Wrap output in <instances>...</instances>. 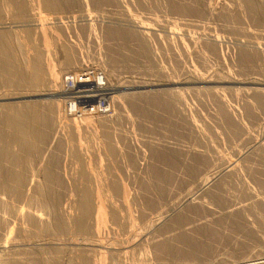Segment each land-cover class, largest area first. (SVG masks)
<instances>
[{
    "label": "rangeland",
    "instance_id": "rangeland-1",
    "mask_svg": "<svg viewBox=\"0 0 264 264\" xmlns=\"http://www.w3.org/2000/svg\"><path fill=\"white\" fill-rule=\"evenodd\" d=\"M53 1L47 9L25 0L22 22L3 9L0 16L15 52L49 48L73 58L55 66V85L46 76V85L20 93L0 83V103H39L49 121L36 124L48 137L34 141L35 156L22 153L26 165L0 157L1 185L9 171L27 175L22 200L0 185V264H77L80 251L85 264L264 260V0ZM84 66L105 77V112L78 116L65 106L62 80ZM83 118L85 147L66 128ZM94 125L106 142L96 145ZM42 164L53 176L46 197L35 189ZM84 186L93 210L79 231L71 218ZM54 216L63 229L45 231Z\"/></svg>",
    "mask_w": 264,
    "mask_h": 264
},
{
    "label": "bare ground",
    "instance_id": "bare-ground-1",
    "mask_svg": "<svg viewBox=\"0 0 264 264\" xmlns=\"http://www.w3.org/2000/svg\"><path fill=\"white\" fill-rule=\"evenodd\" d=\"M36 2L38 3V5H43L44 7L50 8L53 7L54 5V1L53 0H36ZM65 3V2H64ZM72 3V2H71ZM33 4V3H32ZM29 5V4H28ZM59 6V5H58ZM39 8V7H38ZM6 11L7 13H10L11 15V19H16L17 21H24L25 19V0H0V16H1V12L2 11ZM52 9V8H51ZM9 11H13V12H9ZM34 14V13H33ZM36 14V12H35ZM38 15V14H37ZM40 16V15H39ZM1 20V19H0ZM15 20V21H16ZM42 20V21H41ZM42 17L39 18V21L37 22V24H39V28H41L43 31L45 29L44 26L47 28V26L45 24H47V21L45 22ZM3 22H0V24H2ZM51 23V22H50ZM37 27V25H35ZM141 27V25H139ZM138 26V27H139ZM35 27V28H36ZM38 28V27H37ZM40 29V30H41ZM41 30V32L43 33V31ZM45 32V31H44ZM6 31L2 32L0 31V83L3 86L10 87V89H12L13 91L15 90L16 92L19 91L21 93L22 90H25V87H39L42 85H46V76L49 77L50 83L52 85H55V81L57 80L54 76H53V72H55L54 68L55 66H58L59 69L63 70L69 66H71L73 58L69 56L68 51H63L62 54L63 56H59L54 58V55L57 53H55V50H51L49 48L46 49V52H43V63L40 59H42V55L37 52V50L35 49L34 52H32V54H25V49L18 50V52H15L14 46L11 45V39L7 38L5 35ZM45 34V33H44ZM215 43V41H214ZM21 45V44H20ZM23 47V46H22ZM16 48V47H15ZM19 48V47H18ZM21 48V46H20ZM34 48V47H32ZM68 50V49H67ZM33 51V50H32ZM39 51V50H38ZM58 51V49H57ZM56 51V52H57ZM60 51V50H59ZM61 52V51H60ZM31 53V52H30ZM61 54V53H60ZM45 56V57H44ZM53 60H56V64L54 63ZM201 78V77H200ZM199 78V79H200ZM207 80V79H206ZM205 80V81H206ZM214 82V81H213ZM49 83V82H48ZM155 85V84H154ZM5 88V87H4ZM212 88V87H211ZM213 89V88H212ZM206 90V89H205ZM214 90V89H213ZM212 90V91H213ZM10 91V90H9ZM3 92L2 95H7V97L9 96L8 93H12L13 91L10 92ZM55 92V91H54ZM54 92H47L48 94H50V96H54ZM140 92V91H139ZM114 93V92H113ZM36 94V93H35ZM43 94V93H42ZM123 94V93H122ZM125 94V93H124ZM133 94V93H132ZM21 95V94H20ZM117 95V94H116ZM15 96V95H14ZM13 96V97H14ZM18 96V95H17ZM22 96V95H21ZM27 96V95H26ZM45 96V95H44ZM138 96V95H137ZM3 98V97H2ZM26 99V98H25ZM52 99V98H51ZM23 100V99H22ZM16 101V102H9V101H4L0 103V157L2 159V156H5V158L9 161L10 164L14 165H19L21 162V164L23 165L25 163L24 160V155L23 154H27L29 152H32V150H36V145L34 144V141L38 140L40 142H45L47 140V133L43 132V130L39 129V126H37L36 124L42 123V124H48V118L42 117L43 114H39L37 112V108L39 103H33L31 101ZM41 100V99H40ZM48 100V99H47ZM118 100V99H117ZM33 101V100H32ZM46 101V100H45ZM35 102V100H34ZM48 102V101H47ZM123 102V101H122ZM50 103V102H49ZM51 105L55 104L56 106V113L57 115L61 116V114L59 112V108L61 103H59V99H53L51 101ZM37 105V106H36ZM48 105V104H47ZM50 105V106H51ZM42 106V105H39ZM49 106V107H50ZM124 106V105H123ZM40 109V108H39ZM38 109V110H39ZM41 112V111H40ZM43 112V111H42ZM48 114V113H47ZM42 115V116H40ZM84 119V118H83ZM91 120V119H90ZM93 120V119H92ZM99 122V121H98ZM97 122V124H98ZM65 123L66 121H64V124H60V128L63 131L64 129L69 127H72L74 129V131L77 133L78 137L77 138V143L79 142V145H83L82 147H85V145L87 144H83L81 141V136L79 137V132L80 130H82L83 126L82 124H86L89 125L88 123H90V121L84 119V122L81 121V123H77L75 122V119H72V123L70 122V126L69 123H66V128H65ZM100 123V122H99ZM103 123V122H102ZM117 124V123H116ZM118 125V124H117ZM101 126H104L105 132H107L106 128L108 129V126L106 124V126L103 124H101ZM100 125L98 127H101ZM97 125H94V127H91V131H93V136H96V130H97ZM103 128V127H101ZM119 129V128H118ZM102 130V129H101ZM100 130V131H101ZM102 130V131H103ZM109 131V130H108ZM104 133V131H103ZM95 134V135H94ZM102 134V133H101ZM109 134V132H108ZM81 135V134H80ZM107 135V134H102ZM101 136V135H100ZM102 137V136H101ZM108 137V136H106ZM103 138V137H102ZM108 139V138H107ZM110 139V138H109ZM94 142L96 143V145L103 143V140L100 139V137L96 136L94 137ZM37 142V141H36ZM35 142V143H36ZM104 142H106L104 140ZM2 143V144H1ZM12 144L15 145L17 147L16 149V153L15 151L12 152V150H10L9 146ZM35 145V147H34ZM70 149L74 152V150L76 151V149L71 147V144L69 145ZM81 147V148H82ZM87 147V146H86ZM12 148V147H11ZM77 148V147H76ZM88 148V147H87ZM69 149V151H70ZM80 149V148H79ZM81 150V149H80ZM83 150V148H82ZM72 151H70L72 153ZM21 152V153H19ZM35 152V151H34ZM34 152H32L31 154H33ZM38 152V151H37ZM78 152V151H77ZM85 153H87V151H84ZM23 153V154H22ZM76 153V152H75ZM75 153L73 155H75ZM36 154V152H35ZM38 154V153H37ZM78 154V153H76ZM34 155V154H33ZM30 155V156H33ZM35 156V155H34ZM5 159V160H6ZM38 160V159H37ZM34 162V161H33ZM32 162V163H33ZM39 162V161H38ZM41 162V161H40ZM19 163V164H18ZM35 163V162H34ZM26 165V163H25ZM36 165V164H35ZM44 164H42V168ZM21 166V165H20ZM19 166V167H20ZM39 167V164L37 165ZM22 167V166H21ZM25 169V168H24ZM32 169V168H31ZM13 170V169H12ZM42 170V185H36L35 189L38 192V194L40 196L46 197L48 195V185L46 183V181H49L50 179L52 180V174L50 172V170H48L46 168V164L45 167ZM9 171V170H8ZM16 171V170H15ZM15 171H9L6 174H4V177L2 178V182L3 184L2 189L4 191H6V193L8 195H12L13 197H18L20 198L22 196V193L24 192L22 188V185L25 181V177L22 175V171L20 172H15ZM19 171V170H18ZM27 171V170H26ZM25 171V173H26ZM38 171V170H37ZM6 172V171H5ZM33 172V169L32 171ZM24 173V172H23ZM30 173V171H29ZM34 173H36L34 171ZM31 175V174H29ZM24 176V177H23ZM34 176V175H32ZM41 177V176H40ZM28 178V177H27ZM28 180V179H27ZM45 180V181H44ZM44 181V182H43ZM9 182V183H7ZM53 182V181H52ZM6 183V184H5ZM49 183V182H48ZM34 188V187H33ZM88 188H86V186H84L82 189L78 190V200H77V214L75 215V217L73 216L72 219V224H75V227L80 231L87 229V224L85 225V220L90 216L92 209V203L90 202V192H88L87 190ZM76 190V189H75ZM25 198V192L23 193ZM50 195V194H49ZM98 195V194H97ZM23 196V197H24ZM49 197V196H48ZM47 197V198H48ZM16 198V199H18ZM46 198V199H47ZM50 199V198H49ZM125 199V198H124ZM134 199V198H133ZM19 200V199H18ZM20 200H22V198H20ZM126 200V199H125ZM24 201V200H23ZM48 201V200H47ZM52 204V203H49ZM97 204V203H96ZM50 206V205H49ZM53 206V204H52ZM130 206V205H129ZM128 206V207H129ZM54 207V206H53ZM55 208V207H54ZM25 209V208H24ZM50 209V208H49ZM96 211L98 212L100 210V205L97 204L96 206ZM26 210L28 211V209L26 208ZM52 210V208L50 209ZM131 210V209H130ZM54 209L51 211L53 212ZM131 212V211H130ZM31 213V212H30ZM30 213H27L26 215H30ZM55 213V212H54ZM54 213H51L50 215H55ZM99 213V212H98ZM25 214V213H24ZM47 215V214H46ZM49 215V216H50ZM103 215V214H102ZM58 217V216H57ZM57 217L54 216V219H52V217H50L52 219V225L50 224H45L43 226V229L45 231L49 230V231H56L63 229L62 225L60 223L61 219H58ZM104 217V216H103ZM100 219H102L100 217ZM50 221V220H49ZM71 221V220H69ZM101 221V220H100ZM98 220V222H100ZM103 222V221H102ZM29 223V222H28ZM51 223V222H50ZM101 223V222H100ZM66 225V224H65ZM102 225V224H101ZM99 227V225L97 226ZM97 230V228H96ZM100 229H98L97 231H99ZM48 231V232H49ZM57 236V235H56ZM99 239V237H98ZM84 240V239H83ZM71 242V241H70ZM74 242V243H73ZM71 243V245L73 244H78L80 242H76L73 241ZM99 242V241H98ZM82 243V242H81ZM101 243V242H100ZM83 244V243H82ZM87 244V243H86ZM82 246V245H81ZM80 246V247H81ZM75 247V246H74ZM72 248V247H71ZM76 248V247H75ZM74 248V249H75ZM83 249V248H82ZM78 251H80L79 249H77ZM85 250V249H84ZM98 250V249H97ZM75 251V250H74ZM99 251V250H98ZM102 252V251H101ZM69 253V252H68ZM85 253V252H84ZM81 254V251H80ZM79 253H77V256L79 257L76 258V261L78 259L80 264H85V258L80 255ZM83 254V253H82ZM100 255V254H99ZM75 257V256H74ZM73 259V258H72ZM264 259V258H263ZM90 260V259H89ZM56 261V260H55ZM248 261V260H245ZM244 260L242 261H238V262H233L231 264H243V262H245ZM54 262V261H53ZM51 262V264L53 263ZM57 262V261H56ZM99 262V261H98ZM77 263V264H79ZM54 264V263H53ZM57 264V263H56ZM251 264V263H250ZM256 264V263H254ZM257 264H264V260L260 261Z\"/></svg>",
    "mask_w": 264,
    "mask_h": 264
},
{
    "label": "built area",
    "instance_id": "built-area-1",
    "mask_svg": "<svg viewBox=\"0 0 264 264\" xmlns=\"http://www.w3.org/2000/svg\"><path fill=\"white\" fill-rule=\"evenodd\" d=\"M87 93L102 94L96 101L81 99ZM60 95L69 113L82 116L105 112L109 109V92L102 73L88 66L66 75L61 83Z\"/></svg>",
    "mask_w": 264,
    "mask_h": 264
}]
</instances>
